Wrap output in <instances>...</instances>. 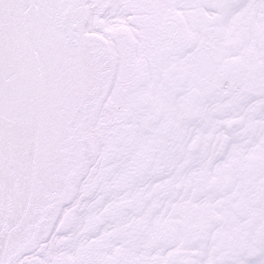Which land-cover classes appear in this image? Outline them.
<instances>
[{"label":"snow or ice","instance_id":"1","mask_svg":"<svg viewBox=\"0 0 264 264\" xmlns=\"http://www.w3.org/2000/svg\"><path fill=\"white\" fill-rule=\"evenodd\" d=\"M0 264H264V0H0Z\"/></svg>","mask_w":264,"mask_h":264}]
</instances>
